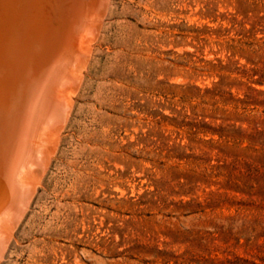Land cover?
Segmentation results:
<instances>
[{
  "label": "rangeland",
  "instance_id": "374dc122",
  "mask_svg": "<svg viewBox=\"0 0 264 264\" xmlns=\"http://www.w3.org/2000/svg\"><path fill=\"white\" fill-rule=\"evenodd\" d=\"M108 4L0 264H264V0Z\"/></svg>",
  "mask_w": 264,
  "mask_h": 264
},
{
  "label": "bare ground",
  "instance_id": "6f19581e",
  "mask_svg": "<svg viewBox=\"0 0 264 264\" xmlns=\"http://www.w3.org/2000/svg\"><path fill=\"white\" fill-rule=\"evenodd\" d=\"M109 1L0 0V259L68 122Z\"/></svg>",
  "mask_w": 264,
  "mask_h": 264
}]
</instances>
